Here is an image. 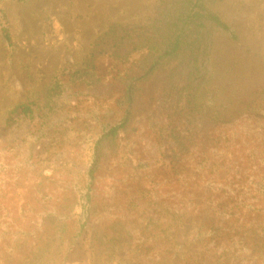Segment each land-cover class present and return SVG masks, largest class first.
<instances>
[{"label": "trees", "instance_id": "16d2710c", "mask_svg": "<svg viewBox=\"0 0 264 264\" xmlns=\"http://www.w3.org/2000/svg\"><path fill=\"white\" fill-rule=\"evenodd\" d=\"M223 1L158 0L149 22L112 26L67 85L8 113L0 128V264H67L90 232L92 264H264V112L226 118L210 90L216 35L239 39L214 9ZM0 32L12 46L8 28ZM105 56L124 67L112 80L96 70ZM84 94L100 109L108 105L102 95L113 99L118 120L99 124L78 172L27 177L42 168L34 149L49 137L44 127L76 118L72 103ZM37 120L41 128L12 145L17 126ZM122 134L129 155L101 177ZM165 153L171 172L159 173Z\"/></svg>", "mask_w": 264, "mask_h": 264}, {"label": "rangeland", "instance_id": "374dc122", "mask_svg": "<svg viewBox=\"0 0 264 264\" xmlns=\"http://www.w3.org/2000/svg\"><path fill=\"white\" fill-rule=\"evenodd\" d=\"M157 3L158 0H0V31L6 26L12 41V46H8L0 32V128L15 107L35 100L57 82L67 85L72 74L85 67L98 42L112 26L152 20ZM214 9L239 36L236 42L222 34L215 37L210 90L217 97L218 111L226 118L241 112H264V0H224ZM138 59L139 56L132 57V60ZM117 65L105 56L97 61L96 70L105 80H112ZM123 68L119 65V69ZM68 94L65 92L63 97L66 99ZM85 94L78 103H72L76 105L73 109L76 118L70 117L61 125L52 118L44 127L49 137L34 149V163L42 168L27 177L37 181L40 172H44L43 176L51 175L63 167L78 172L91 155L100 134L99 124L118 120L120 114L113 99L102 95L101 104L108 105L100 109ZM35 125L22 122L17 126L9 138L11 142L16 141L12 145L25 142L30 131L41 128V121L37 120ZM127 142L128 138L122 134L119 151H111L109 167L101 177L112 176L116 162L129 155ZM169 156L165 153L157 172H171ZM131 162L132 167L138 163L135 157ZM64 175L61 173L60 177ZM91 235L90 232L87 240L71 254L67 264H92L85 253Z\"/></svg>", "mask_w": 264, "mask_h": 264}]
</instances>
